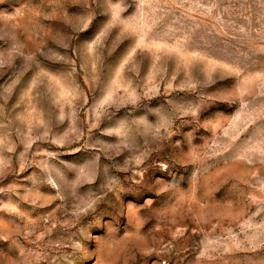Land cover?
Here are the masks:
<instances>
[{"label":"rangeland","instance_id":"1","mask_svg":"<svg viewBox=\"0 0 264 264\" xmlns=\"http://www.w3.org/2000/svg\"><path fill=\"white\" fill-rule=\"evenodd\" d=\"M0 264H264V0H0Z\"/></svg>","mask_w":264,"mask_h":264}]
</instances>
